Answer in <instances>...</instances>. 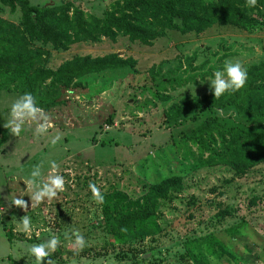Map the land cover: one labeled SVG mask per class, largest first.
Segmentation results:
<instances>
[{
  "label": "rangeland",
  "instance_id": "obj_1",
  "mask_svg": "<svg viewBox=\"0 0 264 264\" xmlns=\"http://www.w3.org/2000/svg\"><path fill=\"white\" fill-rule=\"evenodd\" d=\"M28 1L40 7L68 2L88 19L115 11L123 0ZM243 13L250 19L246 29L216 23L201 33L184 34L154 27L163 35L149 46L120 35L114 41L71 43L65 50L29 41V49L49 52L51 70L75 56L115 53L136 64L89 75L61 89V104L44 111L53 125L44 135L35 134L31 121L19 137L3 127L11 104L27 92L0 89V264H35L27 248L47 240L50 232L61 239L50 257L54 264H195L193 253L207 264L264 262V161L237 173L229 162L232 147L225 148L217 131L218 124L247 130L248 123L229 98L200 111L201 103L214 95L210 82L225 61L239 60L246 69L264 63V9ZM149 20L145 17L143 24ZM0 21L19 26L20 5L11 8L0 1ZM201 125L215 143L206 134L200 142L189 139ZM57 134L61 138L53 145ZM213 154L224 161L205 165ZM51 161L59 165L65 190L33 205L27 180L37 164L46 179ZM173 176L181 179L182 190L158 201L138 236L120 239L115 209L118 214L133 210L152 186ZM90 182L100 188L102 204L93 199ZM21 197L27 212L11 203ZM25 214L32 220L29 233L20 223ZM73 228L87 242L83 250L73 247L74 238L64 237Z\"/></svg>",
  "mask_w": 264,
  "mask_h": 264
},
{
  "label": "trees",
  "instance_id": "obj_2",
  "mask_svg": "<svg viewBox=\"0 0 264 264\" xmlns=\"http://www.w3.org/2000/svg\"><path fill=\"white\" fill-rule=\"evenodd\" d=\"M0 1L11 8L17 3L22 13V21L17 27L0 21V89L9 91L11 87H20L21 91L32 93L38 106L46 112L61 104V89L77 85L83 77L126 69L136 62L131 57L122 59L117 53L96 58L75 56L51 70L47 68L49 52L40 48L29 49V41L65 50L71 43L97 42L101 38L114 41L120 35L130 42L149 46L163 35L157 33L154 27L162 26L184 34L192 31L201 33L216 23L246 29L250 19L244 15L243 9H264V0H257L255 7H248L246 0H123L116 3L115 11H105L101 18L92 16L87 19L83 12L73 10L68 2L40 7L28 0ZM145 17L150 20L143 24ZM247 71L245 87L226 92L219 98L211 95V100L201 103L200 108L201 112L210 111L218 100L229 98L239 116L246 119L247 130H234L219 124L217 130L225 148L232 147L229 162L239 174L264 161V63L253 65ZM38 95L46 98L40 99ZM204 128L201 125L194 130L189 139L194 143L200 142L206 134V139L215 143L214 135L204 133ZM222 159L213 154L205 165L218 164L224 161ZM181 190V179L169 177L152 186L143 203H136L133 210L126 208V212L118 214L115 209L120 239L138 236V232L143 230L142 225L153 217L158 201L167 200ZM122 199L118 196L119 202ZM6 237L9 242L12 241L11 234L6 233ZM199 242L205 243V240L199 239ZM215 245L220 244L217 241ZM190 259L195 264H207L201 254L198 257L193 253Z\"/></svg>",
  "mask_w": 264,
  "mask_h": 264
},
{
  "label": "clouds",
  "instance_id": "obj_3",
  "mask_svg": "<svg viewBox=\"0 0 264 264\" xmlns=\"http://www.w3.org/2000/svg\"><path fill=\"white\" fill-rule=\"evenodd\" d=\"M246 4L248 7H255L257 0H246ZM247 80L248 71L243 63L239 60H227L222 70L214 72V79L211 80L210 87L214 90V97L219 98L226 92L239 91L245 87ZM217 111L218 115H223L222 109ZM29 121L35 122L36 135H44L48 133L49 128L53 127L44 109L38 106L36 97L32 93H24L11 104L9 119L3 127L9 129L12 135L19 137L24 131L26 122ZM60 138V134H57L51 143L55 145ZM50 165L51 172L46 179H42V164H37L33 166L27 180L33 205L39 204L45 199L52 200L57 197L58 193L65 190V179L58 173L59 165L55 161H51ZM88 187L93 199L102 204L104 196L100 188L94 182H90ZM11 203L25 212L28 210V203L22 197L15 198ZM20 223L25 233L31 232L32 220L27 214L20 218ZM64 237L66 240L74 238L73 247L77 250H83L86 246L87 242L78 228H73L70 234L64 233ZM60 245V236L50 232L47 240L28 246L27 253L35 257V264H45V261L47 264H54L50 257ZM260 264H264V262H260Z\"/></svg>",
  "mask_w": 264,
  "mask_h": 264
},
{
  "label": "water",
  "instance_id": "obj_4",
  "mask_svg": "<svg viewBox=\"0 0 264 264\" xmlns=\"http://www.w3.org/2000/svg\"><path fill=\"white\" fill-rule=\"evenodd\" d=\"M145 257H148V256H145ZM145 257H144V258H145Z\"/></svg>",
  "mask_w": 264,
  "mask_h": 264
}]
</instances>
